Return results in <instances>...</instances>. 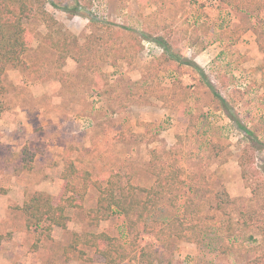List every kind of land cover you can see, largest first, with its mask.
<instances>
[{
  "label": "rangeland",
  "instance_id": "374dc122",
  "mask_svg": "<svg viewBox=\"0 0 264 264\" xmlns=\"http://www.w3.org/2000/svg\"><path fill=\"white\" fill-rule=\"evenodd\" d=\"M40 9L52 19L43 21ZM22 21L28 47L21 63L6 68L0 96L10 113L0 128V264H104L83 245L64 255L75 233L88 232L122 243L128 256L119 264L151 257L153 264H264L256 258L260 234L234 238L226 228L236 206L246 216L256 206L264 220V205L250 198L249 187L264 188V0H219L211 9L197 0H39ZM250 29L261 48L246 39L227 43ZM54 41L79 60L55 50ZM88 43L87 56L74 49ZM173 147L181 150L184 183L174 206L156 207L152 226L130 230L118 211L90 218L93 186L82 208H67L66 227L54 226L47 237L27 226L20 207L34 192L57 198L65 158L92 179L148 188L152 153L166 156ZM223 192L236 199L225 204L227 213L211 207ZM186 203L202 204V223L187 232H200L198 242L161 231Z\"/></svg>",
  "mask_w": 264,
  "mask_h": 264
},
{
  "label": "trees",
  "instance_id": "16d2710c",
  "mask_svg": "<svg viewBox=\"0 0 264 264\" xmlns=\"http://www.w3.org/2000/svg\"><path fill=\"white\" fill-rule=\"evenodd\" d=\"M36 2H39V0H0V96L6 91L3 84V74L6 68L8 66H17L21 63L22 54L28 47V39L25 37L22 20L32 13ZM39 12V16L43 21L48 22L49 19H52L45 9H40ZM256 42L259 48L263 46L260 37L256 38ZM89 44L85 46L74 44V49H79L87 56L89 54V52H86L88 49L84 48L90 46ZM52 47L55 50L68 52L70 57L79 60V58L76 59L77 57L69 48L66 49L64 47L62 42L54 41ZM191 64L194 65L193 63ZM197 68L203 74V71L199 67ZM262 77L264 78V72ZM217 98H219V102L222 105L225 103L221 96L217 95ZM3 111L4 108L0 103V115ZM239 127L248 132L242 125H239ZM171 149V151L169 150L166 153V156L157 154V152L152 153L147 167L148 171L154 176V184L148 188L137 187L132 184L121 185L119 180L111 177L105 179L102 176H98V178L92 179L90 171L77 168L71 158H65V167L61 175L65 183L57 198L50 194L34 192L20 207L27 226L33 227L39 236L45 234L47 237L54 226L66 227L68 219L67 208H82L90 186H93L98 193L96 205L90 210L89 214L93 220H102L108 217L111 212L118 211L125 217L130 230L134 228L136 223L152 226L153 212L156 207L163 201L174 206L178 188L184 183V179L181 178L185 174V167L180 165L181 150L176 147ZM197 174L193 173L190 177L191 180L198 178ZM242 177H245V173H242ZM74 179L78 180L79 183L72 182ZM249 187L251 191L250 198L260 201L264 205L263 185L259 182L249 183ZM217 200L218 202L215 205H211V207L215 211L221 210L224 213H227L226 203L227 205L231 203L235 205L236 203V199H232L225 192L217 194ZM201 206V203H199V206L186 203L181 216L177 214L164 220V229L162 228L161 231L165 232L166 229L169 235L172 234L178 238L198 242L201 235L200 232L192 233L191 235L187 232L194 231L202 223L203 220L199 214ZM236 207H238L236 214L231 211L227 213L226 228L229 231L228 236L235 238V234L238 232L240 234L242 232L243 234L245 232H250V234L257 232L260 234L262 237L261 241L255 248L262 250L263 253L256 257L258 260H262L264 258V220L258 217L259 213L256 211V206L249 207L247 216L242 211L243 205L240 208L239 206ZM257 218L259 219L256 224ZM3 237L0 234V243ZM247 238L252 239V235L247 236ZM233 244L231 243L227 249ZM79 245L93 249L97 255L102 257L104 264H119L128 256V251L122 243L115 236L106 232L75 233L72 242L65 246L64 255L69 258L74 251L80 250L78 248ZM82 252L80 251V253ZM147 252V249H142L141 257L144 258ZM158 261L155 264H164L162 260ZM152 262L153 259L151 257L147 264H153ZM166 264L170 263L167 262Z\"/></svg>",
  "mask_w": 264,
  "mask_h": 264
},
{
  "label": "crops",
  "instance_id": "0c3cea01",
  "mask_svg": "<svg viewBox=\"0 0 264 264\" xmlns=\"http://www.w3.org/2000/svg\"><path fill=\"white\" fill-rule=\"evenodd\" d=\"M256 38H257L256 33L250 29V30H245V31L241 32L239 34L238 38H236L233 42L231 40H227V43L230 44V46L237 47V46L243 44L244 39H246L247 40L246 43H248V46L252 47L253 44L257 45ZM9 115H10V113H8V112L1 113V115H0V128H3V126L5 124H7V123H5L4 120H7L6 118H8ZM13 117H15V113L13 114ZM0 131L2 132L3 129H1Z\"/></svg>",
  "mask_w": 264,
  "mask_h": 264
},
{
  "label": "built area",
  "instance_id": "2783aa9c",
  "mask_svg": "<svg viewBox=\"0 0 264 264\" xmlns=\"http://www.w3.org/2000/svg\"><path fill=\"white\" fill-rule=\"evenodd\" d=\"M198 1V3H200V4H202L203 6H204V8H214V7H216L217 5H218V2H219V0H197ZM145 45L146 46H151L152 44L150 43V42H146L145 43ZM148 50H150V49H148Z\"/></svg>",
  "mask_w": 264,
  "mask_h": 264
}]
</instances>
